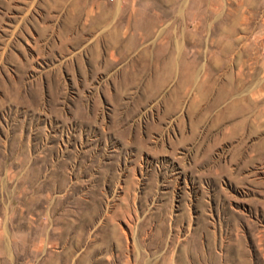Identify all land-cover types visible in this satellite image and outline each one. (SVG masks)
I'll return each instance as SVG.
<instances>
[{"label":"rangeland","instance_id":"1","mask_svg":"<svg viewBox=\"0 0 264 264\" xmlns=\"http://www.w3.org/2000/svg\"><path fill=\"white\" fill-rule=\"evenodd\" d=\"M0 264H264V0H0Z\"/></svg>","mask_w":264,"mask_h":264}]
</instances>
